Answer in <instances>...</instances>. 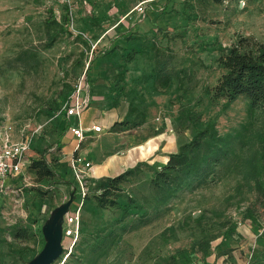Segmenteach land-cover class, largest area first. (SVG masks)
<instances>
[{
    "label": "rangeland",
    "instance_id": "1",
    "mask_svg": "<svg viewBox=\"0 0 264 264\" xmlns=\"http://www.w3.org/2000/svg\"><path fill=\"white\" fill-rule=\"evenodd\" d=\"M240 36L264 43V0H0V151L29 143L22 172L0 176V264H33L53 249L50 228L76 182L61 145L63 107L84 72L102 96L99 112L118 125L78 153L111 159L109 177L135 173L114 193L117 205L102 208L96 196L109 177L87 170L80 236L62 238L50 264H241L264 240V115L246 97L229 108L213 98L218 59ZM209 125L223 157L158 205L155 171ZM140 146L152 148L142 156ZM119 157L134 162L125 169ZM37 159L52 179L37 178Z\"/></svg>",
    "mask_w": 264,
    "mask_h": 264
},
{
    "label": "trees",
    "instance_id": "2",
    "mask_svg": "<svg viewBox=\"0 0 264 264\" xmlns=\"http://www.w3.org/2000/svg\"><path fill=\"white\" fill-rule=\"evenodd\" d=\"M218 63L223 73L213 89V98L225 100L224 107L229 108L238 98L246 97L250 109H258L264 115V43L253 37L240 36L236 42L223 50ZM163 71L164 67L155 70V83L160 80ZM164 84L168 85L169 80L166 79ZM142 124L143 122H134L130 128H137ZM116 125L118 122L113 128ZM220 141L221 137L216 126L209 125L183 144L177 153L169 155L165 166L155 171L151 179V186L159 196L158 205L165 204L187 179L193 176H205L206 172L220 161L223 157L218 149ZM203 157L205 164H202ZM30 168L39 180L52 179L55 175L46 159L33 160ZM134 173L135 168L115 177L103 178L101 192L96 196L98 205L102 208L116 206L117 201L112 198L114 193L120 191L121 184ZM248 264H264V255Z\"/></svg>",
    "mask_w": 264,
    "mask_h": 264
},
{
    "label": "built area",
    "instance_id": "3",
    "mask_svg": "<svg viewBox=\"0 0 264 264\" xmlns=\"http://www.w3.org/2000/svg\"><path fill=\"white\" fill-rule=\"evenodd\" d=\"M241 3L244 4V2ZM138 10L139 12H142L144 11V7L140 5ZM91 91L92 84L90 82L89 75L84 72L78 76L76 82L74 83L72 93L63 107L65 118L70 119L76 117L79 121L77 126L70 127L69 129L71 134L78 141V146L75 148V151L79 150L80 143L87 138V131H92L94 134H101L103 132V127L101 125L93 124L90 128L84 129L80 124L82 114L92 104L93 97ZM28 149V141L6 143L0 151V176L15 175L22 172L24 155ZM69 165L74 175L76 185L73 187V201L63 216L62 238L76 242L81 233V211L83 201L86 198L84 181L87 170H90L92 165L90 162H86L78 154H74L70 158ZM76 197H78V203L72 206Z\"/></svg>",
    "mask_w": 264,
    "mask_h": 264
},
{
    "label": "crops",
    "instance_id": "4",
    "mask_svg": "<svg viewBox=\"0 0 264 264\" xmlns=\"http://www.w3.org/2000/svg\"><path fill=\"white\" fill-rule=\"evenodd\" d=\"M130 25L131 24H128L127 21H125V20L119 22V24H118L119 27H121L125 30L128 29V27H130ZM127 33H129V32L127 31ZM92 97H93L92 104L86 110V112H89V113L91 112L93 114L94 118L89 123L85 124L82 121V116L84 114L83 113L81 116V119H80L81 126L84 129H88L93 124H98V125H101L103 127V131L106 130L107 132H110V129L113 128V125L116 123L117 119L113 118L112 116H108L106 113L102 114L99 112L98 107L101 106V102H99V101H100V98H102V96L100 94H98V92L94 91ZM78 124H79V121L78 120L74 121V120H72V118H70V119L68 118L67 121L65 122V127L67 128V134L61 140V145L63 144L62 150L64 151L65 154L70 155L69 160L74 154H78L86 162H90L91 165L96 163V162H99V164L97 166V168L99 167V169L97 170L100 172L99 174H97L96 169H95L96 167H93V165L90 169V176L92 178L109 177L111 175V173H113L115 170V167H114L115 165L113 162H111V164L107 168H104L105 167L104 165L108 161L106 163H104L99 158V156L90 157L89 152H87L86 149H84V151L82 150L80 153H78V151H75V148L78 146V141L74 138V136L71 134L69 129H70V127L77 126ZM93 134L94 133L92 131L86 132L87 137H91V136H93ZM95 135H97V134H95ZM117 159H118L117 163H122L123 168H125V169L130 167L129 165H130L131 161L134 162V160L131 157H125V158L119 157ZM125 169H123V170H125ZM87 173H88V171H87ZM72 185L73 186L76 185V182H74ZM263 237H264V234H263ZM263 255H264V240H260V243H259V245H257V247H255L253 249L246 248V250H244L243 255L240 253V256L243 258L241 264H248L249 262H251V261L255 260L256 258L263 256ZM199 264H213V263L210 262V263H199ZM215 264H219V261H216Z\"/></svg>",
    "mask_w": 264,
    "mask_h": 264
},
{
    "label": "water",
    "instance_id": "5",
    "mask_svg": "<svg viewBox=\"0 0 264 264\" xmlns=\"http://www.w3.org/2000/svg\"><path fill=\"white\" fill-rule=\"evenodd\" d=\"M167 163V162H166ZM73 196L74 193L72 192L70 196V200L68 203L62 207L58 213L56 214V218L50 228V241L51 245L53 246V249L51 251H45L42 255L41 258L38 259L35 263L33 264H50L54 259L57 258L58 253L61 252V240H62V225L59 226V221L63 220V216L65 212L67 211L68 207L73 201Z\"/></svg>",
    "mask_w": 264,
    "mask_h": 264
},
{
    "label": "bare ground",
    "instance_id": "6",
    "mask_svg": "<svg viewBox=\"0 0 264 264\" xmlns=\"http://www.w3.org/2000/svg\"><path fill=\"white\" fill-rule=\"evenodd\" d=\"M152 147L148 146L147 148L144 149L143 146H140V153L142 154V156L146 153V151L148 150H151ZM147 149V150H146ZM151 152V151H150ZM168 161V157H166L164 160H163V163L165 164L166 162ZM111 164V159L104 165L105 167L104 168H107L109 165ZM99 169L96 168V171ZM97 173L99 174L100 172L97 171Z\"/></svg>",
    "mask_w": 264,
    "mask_h": 264
}]
</instances>
